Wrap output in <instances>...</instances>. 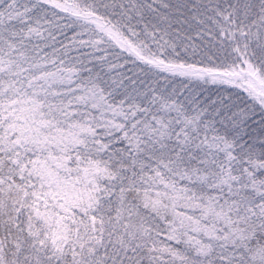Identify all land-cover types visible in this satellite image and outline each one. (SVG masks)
<instances>
[{"label":"snow or ice","instance_id":"1","mask_svg":"<svg viewBox=\"0 0 264 264\" xmlns=\"http://www.w3.org/2000/svg\"><path fill=\"white\" fill-rule=\"evenodd\" d=\"M0 264H264V0H0Z\"/></svg>","mask_w":264,"mask_h":264}]
</instances>
